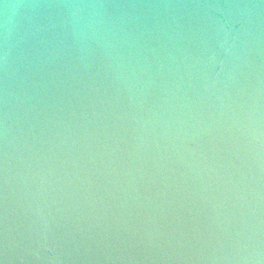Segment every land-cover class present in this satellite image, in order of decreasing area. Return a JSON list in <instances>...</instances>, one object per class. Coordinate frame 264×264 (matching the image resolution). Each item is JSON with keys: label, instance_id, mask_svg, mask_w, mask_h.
Listing matches in <instances>:
<instances>
[{"label": "water", "instance_id": "95a60500", "mask_svg": "<svg viewBox=\"0 0 264 264\" xmlns=\"http://www.w3.org/2000/svg\"><path fill=\"white\" fill-rule=\"evenodd\" d=\"M0 264H264V0H0Z\"/></svg>", "mask_w": 264, "mask_h": 264}, {"label": "clouds", "instance_id": "9594fccd", "mask_svg": "<svg viewBox=\"0 0 264 264\" xmlns=\"http://www.w3.org/2000/svg\"><path fill=\"white\" fill-rule=\"evenodd\" d=\"M72 10H79V9H72Z\"/></svg>", "mask_w": 264, "mask_h": 264}]
</instances>
